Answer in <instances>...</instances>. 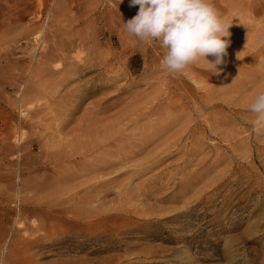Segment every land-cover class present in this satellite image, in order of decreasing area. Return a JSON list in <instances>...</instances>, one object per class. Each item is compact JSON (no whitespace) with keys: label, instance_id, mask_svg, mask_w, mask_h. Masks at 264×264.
<instances>
[{"label":"rangeland","instance_id":"obj_1","mask_svg":"<svg viewBox=\"0 0 264 264\" xmlns=\"http://www.w3.org/2000/svg\"><path fill=\"white\" fill-rule=\"evenodd\" d=\"M246 1L213 3L231 9L222 13L236 28L229 47L233 40L260 36L255 42L263 51L247 65L252 72H264V0H255L263 7L251 11L245 9ZM138 9L129 7V0H0V264H264V134L254 132L253 112L221 123L218 136L207 131L206 145L188 167L182 166L185 170L175 164L183 158L181 152L120 184L128 191V210L120 209L118 186L85 192L96 181L91 174L59 191L50 188L56 181L55 165L47 154L60 138L78 135L79 119L98 106L101 96L88 95L74 121L63 126L60 113L69 105L57 99L74 82L54 87L60 74L43 82V69L33 70L45 51L42 45L63 47L54 55L66 54L68 63H106L110 73L120 75L118 84L129 86L113 99L144 98L160 82L190 77L186 70L169 74L159 42L142 43L126 32L123 22ZM202 70L203 82L214 76L203 65ZM102 71L97 67L84 79L98 78ZM236 73L248 76L247 71ZM255 81L263 84L264 75ZM218 101L223 105L230 100ZM120 108L112 107L106 115ZM232 111L226 104L220 114ZM210 112H202L198 128L207 126L204 118ZM153 118L127 125L128 134ZM248 118L247 126L243 122ZM46 124L52 127L47 133L42 130ZM243 126L250 128V140L234 146L233 137L242 140L246 135ZM81 137L93 139L91 134ZM100 151L97 147L91 155ZM161 171L166 174L161 186L149 185L147 195L135 192Z\"/></svg>","mask_w":264,"mask_h":264},{"label":"bare ground","instance_id":"obj_2","mask_svg":"<svg viewBox=\"0 0 264 264\" xmlns=\"http://www.w3.org/2000/svg\"><path fill=\"white\" fill-rule=\"evenodd\" d=\"M215 7L223 14L231 12V9L227 10V7L223 9ZM262 7L263 5L255 0L245 2L247 11ZM229 18L233 19V16ZM235 29L233 26L230 27L231 36L228 39H231L235 34ZM259 38L260 36L255 34L243 40H233L231 47L227 50L228 55L225 57L226 65L219 66L228 69L225 73L221 72L219 76L214 75L203 82L200 75L204 73L202 70L204 61H199L197 62L199 65L191 64L185 69L190 75L189 78L187 75L181 79L160 82V86L154 94L144 98L135 97L132 101L122 98L113 99L128 90L129 86L119 85L120 75L110 73V69L103 61L90 65L76 60L68 63L66 54L54 55L56 50L63 47L42 45V50L45 51L40 52V61L33 70L37 72L43 69L44 74L47 75L43 82L50 81L55 74H60V76L56 82H53L54 87L74 82L69 87V92L57 99V101H66L69 105L65 111L60 113L63 126L74 121L75 114L80 111V106L88 95L101 96L97 100L98 106L79 119L76 127L78 135L66 139L60 138L54 151L47 154L54 158L51 159V163L55 165L53 175L56 181L50 187L52 192L59 191L60 186L75 179L91 174L93 175L92 180L96 181L88 186L85 192L94 193L118 186L121 189L118 203L121 205L120 209L125 211L129 209L125 203L128 191L125 185L121 187L120 184L152 170L153 167L161 165L167 159L174 158L181 152L183 158L180 161L177 159L175 164L180 167L179 171L185 170L182 166L188 167L191 163L190 158L197 156L199 151L202 152L203 146L206 145L207 131L214 132L213 135L218 136L217 126L232 119L237 120L246 112H251L249 105L257 94L264 92V83L255 81L258 74L263 76L264 72H252L247 65L252 59L254 60L257 52L263 51L259 42H255ZM107 63L112 62L107 60ZM97 67L103 68L98 78L85 80V76L95 71ZM244 71L248 72V76L238 77L239 74L236 72L244 74ZM190 82H193L196 87L192 86ZM251 90L252 93H249ZM31 96L32 88L28 87L26 97L29 99ZM222 98L230 100L226 102L233 108L229 116L220 114L223 106H226V104H219L218 99ZM112 99L113 101H111ZM115 106H121L120 110L106 115ZM206 109L211 110L208 117L204 118L207 128L200 129L198 121ZM168 111H172V114L169 115ZM153 116L150 123L142 124L128 134L129 126L127 125L137 124L142 119ZM251 119H244L243 124L248 126ZM247 126H243L242 132L246 135L242 140L233 137L234 146H237L239 141L248 144L251 131ZM30 127L32 130L34 125ZM51 129L52 127L47 124L42 128V130H46V133ZM83 133L91 134L93 139L83 140L81 137ZM97 147L101 150L100 154L92 156L91 153ZM150 147L153 148L150 149ZM147 150L149 151L147 152ZM88 154L90 155L86 158ZM141 155L144 156L143 159L133 161L134 158ZM80 157L84 158L79 162L78 158ZM64 162L74 164V166L66 167ZM213 164L209 163L208 167H212ZM165 175L163 171L151 175L144 182V188L136 189L135 192H143L144 195H147L150 189L149 185L154 184L153 187H156L160 184L161 186V180ZM184 180L187 178L184 177Z\"/></svg>","mask_w":264,"mask_h":264},{"label":"clouds","instance_id":"obj_3","mask_svg":"<svg viewBox=\"0 0 264 264\" xmlns=\"http://www.w3.org/2000/svg\"><path fill=\"white\" fill-rule=\"evenodd\" d=\"M136 5L138 12L123 22L124 29L139 42H159L165 49L162 65L169 74H181L199 61L212 75L223 72L219 66L227 63L232 21L213 0H129V7ZM249 110L257 117L254 132L264 134V92L255 96Z\"/></svg>","mask_w":264,"mask_h":264}]
</instances>
